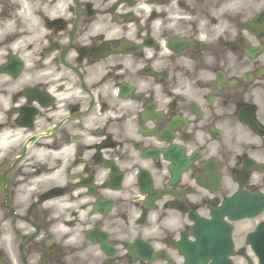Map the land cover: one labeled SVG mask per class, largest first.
<instances>
[{
    "label": "flooded vegetation",
    "instance_id": "obj_1",
    "mask_svg": "<svg viewBox=\"0 0 264 264\" xmlns=\"http://www.w3.org/2000/svg\"><path fill=\"white\" fill-rule=\"evenodd\" d=\"M37 2L46 5V9L33 11L32 5ZM96 2L15 0L12 12L21 17L38 16L42 23L27 31L10 33L7 42L15 47L8 50L4 62L0 63V207L11 210L14 190L21 183L17 181L18 176L39 180L45 191L22 219L37 228L47 227L39 205L61 201L73 187L83 188L91 198L90 203L80 204L79 211L64 209L70 218L62 219L57 227L76 229L85 222L80 218L82 212L85 220L100 217L83 233L92 245H99L103 256L98 258V264H187L179 241L182 234L189 239V215L194 213L209 219L212 209H218L225 198L238 191L260 193L264 197V165L244 152L236 157L235 167L226 169L215 155L197 146L199 130L193 127L191 117L200 118L204 112L197 100L185 102L186 97L175 92H167L160 99L154 93L146 95L137 90L136 83L124 78L123 63H105L110 57L143 59L145 49L156 50L163 56V47L152 35L146 36L143 44H137L124 35L105 39L104 33L98 32L88 37L90 44L81 43L79 37L83 31L97 24L102 15H111V23L116 25L138 22L135 13L120 10L134 7L136 0H115L103 10L95 7ZM160 15L153 11L149 22ZM7 18L10 13L0 19ZM218 23L215 17L209 21L211 26ZM65 37L67 43H64ZM166 48L173 59L186 56L196 61L220 48L251 63L253 70L243 78L217 65L213 69L215 81L207 84L197 81L195 87L212 90L205 97L209 103L217 96L224 98L225 105L235 103V116L243 126L239 134L248 129L264 136V107L255 97L245 100L236 94L240 87L264 80L261 59L264 57V12L241 25L234 40L221 36L210 42L195 35H184L173 37ZM41 74L46 75V82L39 79ZM137 75L141 80H154L166 91L187 87L169 68L157 71L151 62L139 69ZM113 79L119 81L116 93L106 87ZM130 113L135 114L131 122ZM89 121L93 127L88 129V135L104 138L100 143L81 145L85 137L79 133L70 135L69 127L83 131ZM101 122L102 128L95 127ZM110 127L115 130L109 131ZM209 134L213 139L220 138L215 132ZM71 145H76L75 149ZM255 147L251 146L253 150ZM125 148L129 152L127 159L121 157L123 163L105 158ZM92 149H95L94 155L85 160L84 153ZM33 151H40L45 163H31ZM80 164L85 165L82 173L72 171ZM61 167L68 174L69 182L76 181L75 185L60 182ZM59 210V204L50 209ZM220 216L227 225L221 231L222 239L230 237L234 264H258L253 246L263 253L264 209L252 218ZM116 221L131 222L134 234L128 239L114 238L112 229L120 227ZM258 224L263 232L262 242L257 237L248 242V235ZM35 235L24 238L20 244L22 252L35 247L31 244ZM52 239L47 237L40 246V264H57L58 257L45 246Z\"/></svg>",
    "mask_w": 264,
    "mask_h": 264
},
{
    "label": "clouds",
    "instance_id": "obj_2",
    "mask_svg": "<svg viewBox=\"0 0 264 264\" xmlns=\"http://www.w3.org/2000/svg\"><path fill=\"white\" fill-rule=\"evenodd\" d=\"M115 0H97L95 7L103 10L109 8ZM15 4V0H0V18L5 13H10V18L0 19V63L4 62L8 50L15 47L7 42V36L12 32L27 31L34 25H40L42 22L40 17L27 15L21 17L11 9ZM184 5L183 7L181 5ZM27 7V6H26ZM33 11L37 9H46V5L39 2L32 5ZM122 12L131 11L138 17L137 23L129 24H113L111 23V15H102L97 24L87 26V30L79 37L81 43H91L89 36H95L98 32L104 33L105 39H111L113 36L124 35L135 41L137 44H143L144 38L149 34L163 47L164 55L151 49H145V57L143 59H134L128 57H110L106 64L123 63L124 78L129 82L137 84V90L144 91L146 95L155 94L157 99L166 96L167 92H175L186 97L187 100H197L203 107L204 112L200 118L192 116L193 127L198 129L197 146L204 147L209 155H215L218 160L223 163L226 169L235 167L236 157L244 152H249L254 159L261 165H264V136L254 134L251 130L245 129L244 134H239L242 130V123L235 116V103L228 105L223 103L224 98L217 96L212 103H209L205 97L212 91L209 87H195L197 81H204L206 84L214 82L216 79L214 67L219 65L225 67L233 76L243 78L246 73L253 70L251 63L246 60L238 59V56L232 51H226L220 48L215 49L211 53L203 54L200 60L192 61L186 56L179 58H171L167 53V43L176 36L195 35L197 39L214 42L223 36L226 40H234L241 30V25L251 21L261 12H264V0H136L135 6L128 8L122 7ZM155 11L161 14L159 18L149 22L150 14ZM215 17L219 23L211 26L209 21ZM48 34V33H44ZM138 34V35H137ZM67 43V37L64 39ZM76 55L75 52L72 53ZM34 59H39L35 57ZM264 60V57H261ZM151 62L152 66L160 71L162 67H167L173 76L181 84H187L186 88L174 87L167 91L154 80H141L137 75L139 69L143 68L146 63ZM39 79L47 81L45 74H41ZM119 81L111 80L106 86L116 93L119 91L117 87ZM102 91V89H101ZM236 94L242 96L245 100L255 97L256 102L264 107V80L255 81L246 87H240L236 90ZM163 107V105L161 106ZM124 115V112H120ZM111 115V113H109ZM130 121L134 120V113H130ZM93 127L91 121L86 123L83 131L69 127L70 135L79 133L85 137L80 143L81 145L90 143H100L104 137L92 138L88 135V129ZM95 127H103V122L95 125ZM109 131L115 130L110 127ZM218 130V131H217ZM210 132H215L219 139H213ZM255 145V149L251 148ZM75 149L76 145H71ZM210 150V151H209ZM127 148L118 153H110L105 158H112L117 163H123L127 159ZM95 149L86 151L84 159L90 160L94 155ZM134 155V153H133ZM34 159L31 163H45L44 156L40 151H33ZM52 165L49 163V167ZM84 164H80L78 168L72 171L83 172ZM105 176L107 173H104ZM58 175L60 182L63 184L71 183L75 185L76 181H68L67 173L64 167L59 169ZM20 181L15 188V195L12 199L11 210L0 207V264H40L42 251L41 245L52 236L53 239L47 241L45 245L51 249L52 254L57 256V264H98V258H102L99 245H92L85 239L83 233L93 226V222L100 217H88L85 220V213H81V220L85 221L78 224L76 229H68L57 227L62 219L70 218L64 209H75L79 211V205L90 203L91 198L86 195V189H76L63 197L61 201H51L43 205H39L43 216V223L47 227L37 228L31 222H25L22 218L28 215V210L33 204H37L40 194L45 191L39 180H29L24 176H18ZM144 197H141L143 200ZM72 200L70 203L69 200ZM59 204V211H50L53 205ZM91 209L89 208L88 211ZM47 212L46 215L44 213ZM31 217L29 218V221ZM120 227L113 228L116 239H128L133 233L131 222L125 224L123 221H116ZM167 227V224L164 225ZM36 235L31 241L35 245L31 251H21L20 244L24 238ZM59 249L57 253L56 249Z\"/></svg>",
    "mask_w": 264,
    "mask_h": 264
},
{
    "label": "water",
    "instance_id": "obj_3",
    "mask_svg": "<svg viewBox=\"0 0 264 264\" xmlns=\"http://www.w3.org/2000/svg\"><path fill=\"white\" fill-rule=\"evenodd\" d=\"M236 199H237V201H239V202H240V200H241V198H239V197H237ZM236 199H235V200H236ZM235 200L231 198V199H228V200L226 201V203L230 205V204L233 203ZM242 202H243V201H242ZM242 211H244V209H241V210H240V212H242ZM243 214H246V213H243ZM198 225H200V223L197 221L194 225L191 226V232H192V234L195 236L196 241H199V240H198V236H199V232H198L199 227H198ZM210 226H211L210 224H209V225L207 224L206 228L209 229ZM213 242H214V239H208V241H207V243H208L209 246H211ZM197 243L200 244V241L197 242ZM196 251H199V249L196 248ZM205 257H206V256H205ZM217 261H220L221 263H222V262H223V263H226V262H227V259H226V258H222L221 260H217Z\"/></svg>",
    "mask_w": 264,
    "mask_h": 264
}]
</instances>
